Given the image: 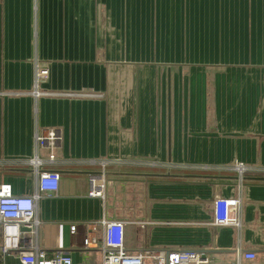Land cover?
Wrapping results in <instances>:
<instances>
[{"label": "crops", "instance_id": "0c3cea01", "mask_svg": "<svg viewBox=\"0 0 264 264\" xmlns=\"http://www.w3.org/2000/svg\"><path fill=\"white\" fill-rule=\"evenodd\" d=\"M48 68L35 98V63ZM60 133L53 162L35 135ZM38 155L60 175L38 200L39 240L87 259V223L123 220L125 248L194 250L264 264V173L241 185L239 228L212 224L216 196L234 197V162L264 167V0H0V179L36 190L17 159ZM148 157L178 168L108 166L88 195L92 159ZM200 165L210 168L201 169ZM6 264H17L6 257Z\"/></svg>", "mask_w": 264, "mask_h": 264}, {"label": "built area", "instance_id": "2783aa9c", "mask_svg": "<svg viewBox=\"0 0 264 264\" xmlns=\"http://www.w3.org/2000/svg\"><path fill=\"white\" fill-rule=\"evenodd\" d=\"M48 75L46 65L35 63L33 87L31 94L38 98L52 96L55 93L41 89V80ZM60 141V133L54 128L47 129L43 134L35 135L36 147L48 150V161L55 159L54 150ZM27 164L36 175V190L30 195H14L11 185L0 179V264H6V257H14L17 264H210V260L201 252L194 250H146L130 252L125 248V224L123 220L105 219L91 221L86 227L89 233L82 237L81 253L89 259L99 253L96 263L85 261L74 262L69 254L62 249H47L41 246L40 224L38 216V200L44 194L58 190L60 175L55 170H41L43 160L37 154L26 159H17L12 164ZM100 166L99 172L88 175V195L104 197L107 184L105 170L108 166L137 165L151 167L178 168L177 164L161 162L148 157H105L90 160ZM6 161L0 162L4 166ZM201 169L210 168L200 165ZM224 169L235 172L239 183L238 194L234 197L216 196L212 201V224L217 226L240 227L241 185L244 174L250 170L264 173V167H251L242 162H234ZM238 260H254L256 253L252 250L237 249Z\"/></svg>", "mask_w": 264, "mask_h": 264}]
</instances>
